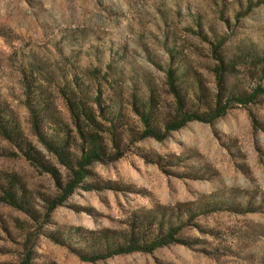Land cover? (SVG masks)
<instances>
[{
	"label": "rangeland",
	"instance_id": "obj_1",
	"mask_svg": "<svg viewBox=\"0 0 264 264\" xmlns=\"http://www.w3.org/2000/svg\"><path fill=\"white\" fill-rule=\"evenodd\" d=\"M219 42L227 94L264 86V0H0V264L26 256L31 264H264V97L212 124L165 130L176 107L169 72L186 105L207 111L220 91ZM65 86L99 117L108 158L123 155L89 166L52 209L70 172L42 142L30 107L44 108L42 133L64 122L67 151L80 156ZM102 96L118 103L116 122L102 115ZM152 102V126L164 138L140 140L137 110ZM29 143L56 175L26 157ZM178 225L184 243L81 257Z\"/></svg>",
	"mask_w": 264,
	"mask_h": 264
},
{
	"label": "trees",
	"instance_id": "obj_2",
	"mask_svg": "<svg viewBox=\"0 0 264 264\" xmlns=\"http://www.w3.org/2000/svg\"><path fill=\"white\" fill-rule=\"evenodd\" d=\"M223 45L224 42H219L214 48L216 57L222 61V64L217 66L215 69V75L218 79L220 91L216 94L214 101L209 104L207 111H195L186 105L185 97L178 85L179 77L176 75V71L171 70L169 72L168 83L170 86V92L176 100V107L174 108V112L170 114L168 122L166 123V134L181 130L192 122L212 124L216 120L223 118L228 111L234 107V105L246 106L254 102L258 96L264 97L263 85L257 86L251 94L237 95L226 93L224 83L227 77L226 74L229 70L224 58L219 52V49H221ZM63 94L66 98L67 105L72 116L73 125L80 140L83 142L81 145L82 151L80 156L70 154V152L67 151V149H70L71 147L72 138L69 128L66 124H64V122L59 121V123H51V125H54L52 126L54 127V130H49L51 133H42L41 119L44 108L40 107L37 109L32 106V108L30 107L33 114V123L36 127V131L40 133L42 142L46 145L50 152L56 155L58 162L66 167L70 172L68 180L59 182L63 190V195L60 201L55 204L52 209H56L61 206L71 195L75 193V191L88 177L89 166L96 162H113L123 155V152H121L118 158H108L110 156L107 151V144L100 136L98 130L99 127L101 128L99 117L95 115L93 108H90V106L87 105V97L82 93L79 95L70 93L66 86L63 89ZM98 104L102 109V115L105 117L112 116L115 122L119 119L117 111H114L118 105L116 101H112L111 98L108 97L103 98L102 96V98L98 99ZM152 104L153 102L147 106L142 105L143 110H137V112L140 113V118L144 127L140 140L147 138L162 140L164 138V136L158 133L152 126V113L154 108ZM3 130L7 135L9 127H3ZM114 145L116 147L119 146L117 138L114 139ZM21 149L30 161H34V163L47 168L54 175H56L55 170L50 167L51 164L44 159L40 151L32 147L31 143L22 145ZM6 196L10 201H12V203H18L16 195L12 191L6 192ZM181 230L182 225L172 226L165 233L161 232L160 235L155 237L152 241L149 242L144 240L142 243L140 242V233L137 235L133 234L130 238L127 237V241L123 244H117L113 248H110L108 253H102L95 256L82 255L81 257L87 262H97L121 254H130L134 252L152 253L155 250L170 244L184 243L182 240L177 238ZM20 264H31V258L26 256L21 260Z\"/></svg>",
	"mask_w": 264,
	"mask_h": 264
}]
</instances>
